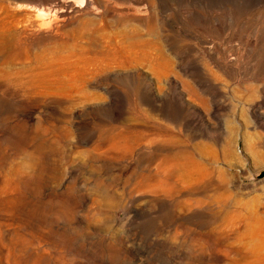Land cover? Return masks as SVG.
Listing matches in <instances>:
<instances>
[{
	"label": "rangeland",
	"instance_id": "obj_1",
	"mask_svg": "<svg viewBox=\"0 0 264 264\" xmlns=\"http://www.w3.org/2000/svg\"><path fill=\"white\" fill-rule=\"evenodd\" d=\"M0 264H264V0H0Z\"/></svg>",
	"mask_w": 264,
	"mask_h": 264
}]
</instances>
